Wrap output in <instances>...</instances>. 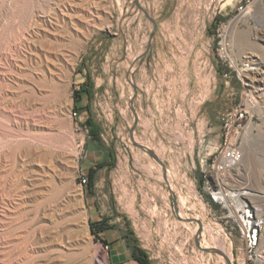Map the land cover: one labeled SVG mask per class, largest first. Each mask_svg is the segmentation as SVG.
Returning <instances> with one entry per match:
<instances>
[{
  "label": "rangeland",
  "instance_id": "obj_1",
  "mask_svg": "<svg viewBox=\"0 0 264 264\" xmlns=\"http://www.w3.org/2000/svg\"><path fill=\"white\" fill-rule=\"evenodd\" d=\"M9 3L0 0V49L11 46L5 35L20 23ZM107 4L109 27L84 42L59 79L39 81L23 52L8 49L12 62L0 57V264H106L108 251L90 229L101 217L133 231L151 264H259L264 87L256 88L252 73L264 72V42L254 39L264 37V0ZM143 11L156 29L139 59L153 31ZM244 101L237 158L227 160L222 118ZM21 107L31 115L18 114ZM87 117L98 127L97 143L83 126ZM35 150L54 162V182L31 196ZM99 163L93 186L80 187L79 175L88 179ZM198 221L225 242L231 263L198 249ZM201 243L215 247L206 233Z\"/></svg>",
  "mask_w": 264,
  "mask_h": 264
},
{
  "label": "bare ground",
  "instance_id": "obj_2",
  "mask_svg": "<svg viewBox=\"0 0 264 264\" xmlns=\"http://www.w3.org/2000/svg\"><path fill=\"white\" fill-rule=\"evenodd\" d=\"M9 1L10 7H8L7 11L12 15H16L17 18L15 19H18V22L20 23L18 26L16 25L15 28L13 27L14 29H9L11 31H8V34L5 35L9 36V44L11 46L9 48H1L0 57L4 59H11L12 62L14 55H8L6 53L8 49L12 50L17 55L23 52L25 54L24 57L34 65V74L39 81H48V79L53 80V78H58L61 74L63 75L64 73L73 70L78 51L83 46L84 42L87 41L96 30L107 29L109 27L111 12L107 4L108 0ZM24 2H27L28 7L26 9H23L22 7L21 9L19 6L24 4ZM262 31L264 32V24L262 25ZM254 39L264 42V37L257 34ZM254 43H252L251 46L256 50L258 45H256L257 43ZM1 47L4 46L2 45ZM249 61L255 62L252 59V55L249 57ZM262 74H264L263 69L262 71L260 68H256L255 71L253 70L252 80L259 82L256 88L264 87V78ZM258 76H260V78H258ZM262 90H264V88ZM17 112L23 117L31 115L26 112V108L24 107H21ZM9 116L12 117L13 113H9ZM30 154L33 164L35 165V169L33 171V177H31L28 182L29 188L27 186L26 189L29 190V195L33 196L42 193L43 189L46 188L47 185L50 187L53 185L55 165L52 160L48 159V155L44 151L35 150ZM161 180H163L162 177ZM23 185L24 182L19 185L22 190V198L27 195H25ZM169 189L172 190L173 188L169 187ZM220 196L218 197L219 199L227 202V195L220 193ZM178 214L179 213L177 212V216L181 218ZM197 225L198 227H195V231L197 229L196 235H198L199 238H202L206 233L209 240L215 244L214 248H207L201 243L200 248L217 250L219 251L218 255L222 260L231 263V252L225 246V242L220 239L219 235L217 233H213L210 228L204 226L200 222L199 224L197 223ZM261 244L260 249L263 257L259 260V264H264V241Z\"/></svg>",
  "mask_w": 264,
  "mask_h": 264
},
{
  "label": "trees",
  "instance_id": "obj_3",
  "mask_svg": "<svg viewBox=\"0 0 264 264\" xmlns=\"http://www.w3.org/2000/svg\"><path fill=\"white\" fill-rule=\"evenodd\" d=\"M81 92H88V89H82ZM75 113V112H74ZM83 126H86L88 129V134L90 139L93 142H98L99 141V132H98V127L95 123L92 122L90 117H87L86 120L84 121ZM114 161V158L112 159V162ZM104 163H99L94 169H89L88 172V179H87V186L92 187L93 186V176L94 173L96 171V169H101L104 168ZM107 219L104 217H101V220L99 222H95V223H91L90 224V229L92 234L95 236V241L96 242H101L103 245H107L105 244L99 237V233L109 229L113 226L116 225H108L107 224ZM126 224H128V222L126 221ZM126 239H127V243H128V248L130 249L131 253H132V258L135 262H137L138 264H151V262L149 261V257L147 255V252L142 249L139 245H137V240L135 237V234L133 233V231L127 230L125 233Z\"/></svg>",
  "mask_w": 264,
  "mask_h": 264
},
{
  "label": "built area",
  "instance_id": "obj_4",
  "mask_svg": "<svg viewBox=\"0 0 264 264\" xmlns=\"http://www.w3.org/2000/svg\"><path fill=\"white\" fill-rule=\"evenodd\" d=\"M248 106V102L244 101L242 103L232 109L230 112L226 113L222 118V127L224 132V147L222 150L223 157L227 160H233L237 158V151L235 148V134L242 128L241 122L246 114V107ZM87 183V177L83 174L79 175V186H85ZM102 248L105 251H108V245H102ZM112 264V263H106Z\"/></svg>",
  "mask_w": 264,
  "mask_h": 264
},
{
  "label": "crops",
  "instance_id": "obj_5",
  "mask_svg": "<svg viewBox=\"0 0 264 264\" xmlns=\"http://www.w3.org/2000/svg\"><path fill=\"white\" fill-rule=\"evenodd\" d=\"M100 220L101 218L96 222ZM125 233L126 231L118 226H113L99 233L100 239L108 245L107 257L112 264H138L132 258Z\"/></svg>",
  "mask_w": 264,
  "mask_h": 264
},
{
  "label": "water",
  "instance_id": "obj_6",
  "mask_svg": "<svg viewBox=\"0 0 264 264\" xmlns=\"http://www.w3.org/2000/svg\"><path fill=\"white\" fill-rule=\"evenodd\" d=\"M143 13L145 14L146 18L152 23L153 25V31L150 33V36H149V41H148V44H147V47H146V50L142 53V55L139 57V59H143L145 57V55L148 53L149 49H150V46H151V42H152V39H153V36H154V32H155V29H156V23L155 21L148 15V13L146 11H143ZM134 87V86H133ZM133 103V99H131L130 101V104L132 105ZM135 123H136V117H135ZM134 128V126H133ZM133 128L131 129L130 133H132V130ZM131 135V134H130ZM131 140L133 142V145L139 149H141L142 151L146 152L151 158H153L163 169V172L165 173V167L163 165V163L160 161V159L154 154V152L148 148H145L141 145H138L137 143H135L132 139V136H131ZM164 179H165V175H164ZM173 209L174 211L176 212V208H175V204L173 202ZM187 222H190L191 220H185ZM199 224V222H197ZM195 245L198 247V249L202 250V251H205V252H213V253H216L218 254L219 251L217 250H214V249H202L200 248V244H199V237L198 235H196L195 237ZM229 263V262H228Z\"/></svg>",
  "mask_w": 264,
  "mask_h": 264
}]
</instances>
